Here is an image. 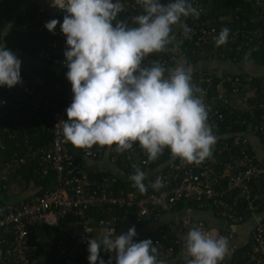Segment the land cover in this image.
<instances>
[{
	"label": "built area",
	"instance_id": "built-area-1",
	"mask_svg": "<svg viewBox=\"0 0 264 264\" xmlns=\"http://www.w3.org/2000/svg\"><path fill=\"white\" fill-rule=\"evenodd\" d=\"M215 1L189 0L193 7L201 10L198 19L192 16L182 18V22L192 30L190 38H185L179 24L174 25L170 34L175 37L172 43L163 52L149 54L143 65L151 66L153 61H157L165 67V76L168 75V70L175 67L191 68L192 83L203 90L202 99L210 109L208 123L212 128L222 121L223 110L235 109L241 114H247V118L239 121L240 125L249 122L246 134H233L228 142L222 144L218 141L213 146V151L221 155L219 161L227 160L223 173L216 174L214 171L212 165L216 160L214 157L199 165L185 164L179 158L171 157L163 164L150 168L152 161H148L147 153L136 142L131 150L123 153L127 156L125 165L127 171L124 172L122 167L121 170L112 171L113 175L124 176V179L130 180L129 177L135 171L133 164L144 168L143 172L146 175L144 183L148 192L142 196L131 191L115 192L110 187L113 175L88 179L86 161L97 159L101 154V150L95 148L96 145L91 149H81L82 159L76 161L73 155L74 146L70 142H65L59 131L61 128L59 122L68 119L66 113L68 106H63L53 114L52 140L44 146L27 145L26 148V153L30 157L38 158L41 177L48 173L53 174L56 181L55 189L34 196L31 201L24 203L21 210H16L12 205L0 209V236L1 233L12 232L10 234L14 244L12 250L8 247L3 248L5 251L0 264L16 262L40 264L36 259H29L23 250L24 237L28 234L27 226H32L36 222L57 225L60 218H84L87 209L98 207L102 217L100 223L104 225L101 229L114 230L112 223L116 217L109 218L108 214L112 212L111 207L116 206L135 209L134 220L130 226H135L136 229L141 221L147 219L159 221L181 200L197 204V209L211 210L217 218L232 222L231 224H234V221H241L239 212L250 213L254 220L253 233L247 248L241 254L242 262L264 264V217L261 216L264 208V114H261L259 119L254 114L255 110H264V85H252L249 78H241L240 72H227L213 65L215 62L239 63L237 60H242L246 52L258 50L259 45L264 43V0H239L245 3V9L240 5H235L232 9L215 7ZM121 2L125 6L122 14H128L131 25L137 26L134 18L141 14L142 8L136 0ZM161 2L167 4L170 0ZM48 9L60 10L52 6L51 0L40 7L41 12ZM223 27L231 30L228 42L217 47L214 37L218 36ZM49 46L41 50L44 56L54 53L57 48L60 49L56 40L51 41ZM66 48L67 45L64 44L60 50L64 53ZM63 62L65 63V59ZM4 87L0 86V117L8 113L2 108L5 102L1 95ZM15 87L22 89L23 97L33 93V90L25 87L23 83ZM63 98L65 102L72 103L71 83L64 91ZM39 102L40 98L36 96L31 100L35 107L39 106ZM21 105L17 104L15 108ZM8 123H4V131L9 128ZM247 136L256 138L262 157L258 155L256 147L249 149ZM23 143L25 145L27 142ZM165 150L170 151L167 148ZM111 152H116L115 145ZM24 162L25 158L16 156L15 153L9 159L0 156V180L5 181L11 171ZM157 178L164 183V187L159 190L151 186ZM193 227H200L206 232L212 231L202 219L190 216L173 217L159 224L153 235V244L158 249V259L164 260L166 264L185 263L183 237ZM95 236L85 233L75 236L70 242L69 254L59 264H77L74 259L75 253L82 255L88 252V240L101 238L100 235ZM59 251L64 253L65 246H61ZM231 255H234V251ZM88 256L85 255L82 264H89ZM228 262L229 260L226 264H230ZM220 264L225 263L222 261Z\"/></svg>",
	"mask_w": 264,
	"mask_h": 264
},
{
	"label": "clouds",
	"instance_id": "clouds-1",
	"mask_svg": "<svg viewBox=\"0 0 264 264\" xmlns=\"http://www.w3.org/2000/svg\"><path fill=\"white\" fill-rule=\"evenodd\" d=\"M52 6L67 14L60 24L66 36L64 51L66 78L72 85L68 119L60 121L65 142L91 149L107 146L124 153L138 142L148 161L157 160L165 148L173 159L199 165L212 157L216 136L208 123L209 107L203 90L192 83V69L168 70L159 62L144 66L149 54L165 51L175 39L172 27L179 24L185 38L191 29L182 18H199L201 10L189 0H136L142 8L130 27L118 16L125 11L121 0H51ZM58 20L46 22L54 32ZM230 29L223 27L214 37L217 47L228 42ZM251 53L245 54L247 59ZM21 60L6 47H0V86L22 84ZM129 179L141 194L147 192L145 173L133 164ZM159 190L164 183L151 184ZM135 226L114 235L104 229L100 239L88 240L89 264H106L100 253H115L116 264H166L158 259L151 239L139 242ZM185 264H220L229 252V240L214 231L191 228L183 237ZM113 257L109 256L107 264Z\"/></svg>",
	"mask_w": 264,
	"mask_h": 264
},
{
	"label": "trees",
	"instance_id": "trees-1",
	"mask_svg": "<svg viewBox=\"0 0 264 264\" xmlns=\"http://www.w3.org/2000/svg\"><path fill=\"white\" fill-rule=\"evenodd\" d=\"M41 1L42 0H0V47H6L12 52L22 53L29 56L32 58V63L35 65L32 69L33 72L28 71L26 68L21 69L22 83L25 87L33 90L32 95H26L23 97L24 92L21 91L22 89L20 90L15 86L12 88L5 86L1 93L2 97L5 98L2 108L8 111V113L3 114L0 117V141L2 143H0V150H2L0 156L1 158L5 156L6 159H9L10 156L15 153L16 156H23L25 162L17 168L15 167L5 181L0 180V193L5 194L7 187L12 184V181L22 183L25 186L24 189H26L30 183L39 185L41 188L33 196L25 199L28 201H31L33 199L32 197L36 195L44 194L47 190L55 189L56 181L52 173H48V175L43 177L40 176L42 173L40 174V168H38V158H32L26 153L27 145L38 147L48 144L53 138V114L57 113L63 106L69 107L71 104L65 102L63 98V93L68 88L70 81L66 78L68 68L66 63L63 62L65 59L64 53L60 50L63 49L64 44H66V36L62 33L60 24H62L63 18L67 13L63 10L53 11L51 9L41 12ZM223 1L224 0H216L215 7L223 6L232 9L235 5H240L243 9L246 8L245 3L240 2L239 0ZM52 19L59 21L54 32H50L45 27L46 22ZM118 19L124 20L130 27H135L134 25H131V20L128 14L124 15L121 13L118 16ZM54 40L58 42V47H60V49L57 48L54 53L44 56L41 50L50 47V42ZM2 42L5 44L1 45ZM250 53L251 55L247 59L243 57L241 58L242 60L238 59L237 62L242 61L247 63L250 61L252 64L264 66V43L259 45L258 50H251ZM38 76L40 77L38 78ZM242 77L249 78L250 84L252 85H264V76L243 75L241 73V78ZM39 82H42L44 88H42ZM53 85H55L56 88H54ZM53 88L54 90H52ZM34 96L40 98L38 107H35V104L31 103ZM17 104L22 105L19 108H15ZM52 104H54V106H52ZM222 113V121L218 122V124L212 128V131L216 136V142L221 141L222 144H224L230 140V137L233 134L247 133L249 122L244 125H240L239 123L243 118H247V114H241L235 109L223 110ZM254 114L255 117L259 119L260 115L264 114V110H255ZM5 122H9V128L6 131L3 130ZM247 138L249 149L252 147L255 148L252 139L256 140V138L252 136H247ZM23 142L27 143L24 145ZM113 146L112 148H108L107 146L103 148H100L97 145L95 146V148L101 150V154L97 159H94L91 162H108L110 168L108 170H104L101 167L91 169L88 167L89 161H86L88 179L92 180L106 175H113L112 170L115 169L117 171L120 167H122L124 172L127 171V168L125 167L127 156L123 153L118 154L116 152H111ZM258 148L259 145L257 146V149ZM73 150L75 151L73 155L76 161L81 160V148L74 147ZM220 156L221 155L217 153V151H212V157L216 159L212 163L216 174H222L227 163V160L219 161ZM171 157V152L164 150L163 154L157 160L152 161L149 167L154 168L161 165ZM140 169L143 171L144 168ZM132 185L133 182L131 180H128L127 178L124 179V176L120 177L117 174L113 175V179L110 181V187L115 192H118V190L131 191L135 192L138 196L145 195L148 192L147 190L146 193L141 194L140 191ZM28 201H12L9 203L0 201V209H3L4 206L12 205L16 210H21L24 203H27ZM184 204L191 205L192 207H196L197 205L193 202L181 200L171 209L172 211L180 209ZM238 210H241V208H238ZM111 211L112 212L111 214H108V217H116L112 223L114 234L121 229L122 225L125 223V219L127 224L133 223L135 209L127 207L117 208L116 206H112ZM263 212L264 208L262 209V213ZM238 214L241 217V221H234L233 223L235 224L246 221L249 218L251 219L250 213L248 212H239ZM60 221L63 223L62 227L60 226ZM101 221L102 217L98 207H90L86 210L84 218H60L58 219L57 225H48L42 221L36 222L32 226H27L28 234L24 237L23 243L24 254L29 257V259H36L40 264L62 263L64 258L69 254L70 242L75 239V236H78L72 235L71 232H66L67 227L66 225L64 226V224L69 223L73 227L80 228L82 230L81 234L85 233L95 236L99 235L98 233L96 234L97 230L104 228V225L100 223ZM149 222H151V220L148 219L139 222L136 229H139L141 225ZM10 233H1L0 261L2 260L5 251L4 249H7L5 247H8L9 250H12L14 247L11 236L12 234ZM155 233L156 229L145 237H142L141 240L151 239L153 241V235ZM252 233L253 226L249 239H251ZM8 243H10L9 246ZM61 246H65L66 251L64 253L59 251ZM247 246L248 243L235 249L234 255H231L228 263L243 264L241 254ZM87 254L89 255V252L82 255L75 253V262L77 264L84 263V257ZM100 255L106 261V264L109 260V256H112L113 259L111 264H116L114 252L106 253L101 250ZM14 264L21 263L16 262ZM177 264L185 263L179 262Z\"/></svg>",
	"mask_w": 264,
	"mask_h": 264
},
{
	"label": "crops",
	"instance_id": "crops-1",
	"mask_svg": "<svg viewBox=\"0 0 264 264\" xmlns=\"http://www.w3.org/2000/svg\"><path fill=\"white\" fill-rule=\"evenodd\" d=\"M3 44L5 43L2 42L1 45ZM13 53L21 60L22 62L21 69L26 68L28 71L33 72L32 69L35 67V65L34 63H32V58L22 53H17V52H13ZM217 63L219 65L218 69H222L227 72H231V73L240 72L243 75L247 74V75H252V76H264V66L252 64V62L250 61L247 63L245 62H239V63L217 62ZM39 77L40 76H38V78ZM39 84L42 86V82L41 83L39 82ZM53 87L56 88L55 85H53ZM42 88H44V86H42ZM54 88L52 90H54ZM43 91H46V90H43ZM52 106H54V104H52ZM252 140L255 144V147L257 148V146L259 145L257 140L255 139H252ZM257 153L259 156L262 155V152L260 151V149H257ZM2 158L6 159L5 156ZM101 163L104 164L105 162L94 163V162L89 161L88 167L91 169L100 168L102 167ZM24 188L25 186L22 183L18 181L16 182L12 181V184H10L7 187L5 194L0 193V201H3L5 203H9L12 201H17V202L28 201L25 199H28V197L33 196L41 187L34 183H30L28 184V187L26 189ZM185 216L202 219L204 222H206L211 227L212 231L228 238L229 252L226 255L225 259L223 260V263L225 264L230 259L231 253L235 249L248 243L249 238L251 236V232H252V226L254 223V220L252 218L251 219L249 218L248 220L243 221L241 223L231 224L230 222L226 220L217 218L211 210H208V209L201 210V209H197L196 207H192L191 205L184 204L180 209L173 210L172 212L168 213V215H163V217L157 222L151 220V222L141 225L139 229H137L136 231L137 235L136 237H134V240L136 242L141 241L142 237H145L149 233L153 232L156 228H158L159 224L166 222L170 218H173V217L181 218ZM261 216L264 217V212L262 213ZM66 227H67L66 232H71V234L74 236L79 235L82 232L80 228L73 227L69 223L66 224ZM130 227H131L130 224H127V222L125 221L121 229L118 232H116V234L114 235H120V234L126 233ZM97 233L100 236H103L104 229L97 230L96 234Z\"/></svg>",
	"mask_w": 264,
	"mask_h": 264
},
{
	"label": "rangeland",
	"instance_id": "rangeland-1",
	"mask_svg": "<svg viewBox=\"0 0 264 264\" xmlns=\"http://www.w3.org/2000/svg\"><path fill=\"white\" fill-rule=\"evenodd\" d=\"M47 1L48 0H42L40 3L44 6V5H46V3H47ZM41 5V6H42ZM214 64V66H215V68H217L218 69V63L217 62H215V63H213ZM102 167H103V169L105 170H108L109 168H110V164L108 163V162H105L104 164L102 163ZM101 167V168H102ZM165 215H168V214H165ZM62 225H63V223H62V221H60V226L62 227ZM66 224H64V226H65Z\"/></svg>",
	"mask_w": 264,
	"mask_h": 264
}]
</instances>
